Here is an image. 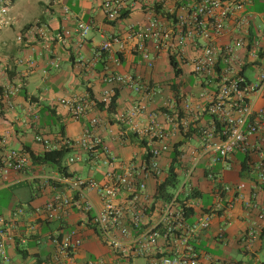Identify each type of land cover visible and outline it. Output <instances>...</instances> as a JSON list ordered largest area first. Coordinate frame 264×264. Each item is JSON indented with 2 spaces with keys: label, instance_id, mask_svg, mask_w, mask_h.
<instances>
[{
  "label": "built area",
  "instance_id": "1",
  "mask_svg": "<svg viewBox=\"0 0 264 264\" xmlns=\"http://www.w3.org/2000/svg\"><path fill=\"white\" fill-rule=\"evenodd\" d=\"M136 1L140 3L142 0ZM136 1L103 0L104 17L112 21L118 18L121 11L133 7ZM170 1L171 5H165L162 10L164 16L153 15L144 23L128 24L126 37L133 39L134 50L149 65L148 41L155 51L168 52L178 61L190 63L191 72L202 85V90L197 93L200 102L195 110L186 100L183 104L185 118L162 113L170 128L160 123L154 114L149 115L145 123H140L145 109L140 102L120 113L118 136L133 134L144 140V156L148 153V157H143L139 164L130 162L115 169L112 167L115 157L109 154L104 139L94 130L100 120L97 114L89 115L96 105L95 100L87 92L61 97L58 103L67 108L71 118L87 120L81 135L67 141L89 159L103 154V163L109 169L102 181L79 175L66 177L65 183L70 192H55L41 206L28 209L18 205L9 216L0 213V264H12L8 246L14 242V225L19 217L25 214L35 216L34 223L36 220L41 223L62 221L74 203L88 213L87 222L109 249V254L78 261L76 251L82 239L72 228L48 236L55 246L53 264H204V261L218 264L208 253L198 249L197 237L209 227L212 216L219 212L225 215L224 224L228 225L238 203L248 221L240 239L247 246L257 240L264 225V204L257 200L256 195V186L264 188V62H260L264 58V24L251 29L255 14L246 11V8L254 0ZM11 4V0H0V29L9 24L7 14ZM64 11H67L66 6ZM35 30L44 39L49 38L46 27L36 24ZM74 31L83 42L90 31V24L79 20ZM64 34H70V31L62 28L53 34V38L62 40ZM225 35L227 40L222 39ZM18 39H21L20 35ZM126 41V38L111 33L99 43V48L111 53L116 44L122 51ZM188 44L194 52L186 57ZM114 62H119L117 57H114ZM50 65L56 67L58 62L51 60ZM249 65L257 69L252 79L245 74ZM101 78L109 85L102 90L99 98L105 105L115 92L111 85H129L136 91L154 90L149 82H139L137 77L108 67ZM16 90L17 87L3 90L2 97L8 107L12 106L10 95ZM205 113L208 114L207 120L198 124ZM33 117L36 122L38 117L35 113ZM188 132L195 136L197 146L190 151L192 162L185 177H181L171 196L155 199L156 190L153 194L148 191L147 180L155 179L156 185L161 181L164 171L159 159L170 153V137L177 133L187 135ZM8 137V132L0 133V186L10 171H26L31 166L28 152L9 146ZM35 139L45 149L55 148L40 134H36ZM236 154L246 159L247 168L241 174L255 177L247 199L243 196L245 181L241 180L232 187L222 183L220 171L212 169L213 164L219 163L222 170H231ZM201 158L207 159L205 178L215 185V202L205 210L196 211L200 208V198L199 195H192L197 190L192 175ZM78 160L80 156L77 154L68 157L70 163ZM90 190L96 191L99 207L88 198ZM224 233L221 227L217 235L226 239Z\"/></svg>",
  "mask_w": 264,
  "mask_h": 264
},
{
  "label": "crops",
  "instance_id": "2",
  "mask_svg": "<svg viewBox=\"0 0 264 264\" xmlns=\"http://www.w3.org/2000/svg\"><path fill=\"white\" fill-rule=\"evenodd\" d=\"M102 1L12 0L7 14L9 24L0 29V133L8 132L9 146L14 148L28 146L35 153H42L45 148L35 139V135L40 134L52 147H58L62 142L60 126L66 139L78 138L87 124L86 118L80 120L71 118L67 108L59 104L58 100L68 95L85 93L86 88H90L93 98L99 100L102 90L109 86L101 78L106 67L122 74L132 75L137 77L139 82H149L154 86V90L145 92L136 91L129 85H111L118 92L114 113L108 114L105 108H99L98 105L93 106L89 112V115L97 114L100 120L94 130L104 139L109 154L115 157L112 164L115 169L130 162L139 164L145 153L140 138L133 134L126 137L118 136L117 130L121 125L118 119L120 113L140 102L145 105L140 123H145L149 115L154 114L160 123L170 128L162 113L167 112L176 114L180 119L185 118L183 104L186 100L195 110L200 102L197 93L202 90V85L191 72L190 63L179 61L181 73L179 78L174 79L168 52L155 51L152 43L148 41L147 49L151 60L149 65L140 53L134 50L133 39L126 37L128 24L144 23L153 15L164 16L162 10L165 5H171L172 1L142 0L139 3L135 0L134 6L128 9V15L116 22L106 20L101 7ZM64 6L67 7V11H64ZM263 6L264 0H254L247 6L246 11L255 14L251 29L264 24V14L262 9L261 11L259 9ZM79 20L90 24V31L83 42H80L74 31L75 24ZM36 24L48 29L49 38L44 39L36 33ZM62 28L68 29L70 34H64L62 40L53 38V34L58 30L61 31ZM111 33L126 38L124 50L119 51L116 44L113 45L111 53L100 50L99 43ZM19 35L21 39H18ZM222 39L227 40L228 36L225 35ZM193 52L194 48L188 44L185 56L189 57ZM114 57L118 58V63L114 62ZM51 60L58 62V66L50 65ZM260 62L263 63L264 58ZM256 72L257 69L253 65L245 68L246 77L250 79ZM185 79H188L187 84ZM173 81L181 82L177 95L172 89ZM12 87H17V90L10 95L12 106L8 107L2 93L5 88ZM34 113L38 117L36 122ZM207 118L208 114H203L198 124H203ZM169 140L172 144L181 141L179 149L182 155L177 170L180 180L181 177H185L192 162L190 151L197 146V140L192 132L183 136L177 133ZM73 154L79 155L80 160L70 163L68 157ZM103 158V154L100 153L97 158L89 159L81 150L72 148L62 160L64 169L52 164L32 163L26 171H10L6 181L0 186V192L7 190L10 193L4 200L5 203L0 206V213L9 216L15 206L21 205L32 209L43 205L55 192L69 193L70 189L65 183V178L71 175L102 181L109 169V166L103 163ZM235 159L231 170H222L219 163L213 164L212 169L220 171L222 183L232 187L241 180L245 181L243 196L247 199L254 182L252 177L240 174L239 154H236ZM206 160V158L200 159L192 175L193 183L200 193L198 196L200 208L198 207L196 211L205 210L215 202V185L205 178ZM159 162L164 171L160 176L162 181L170 162V153L160 157ZM85 163L90 165L87 174L82 176L80 172ZM100 163L104 168L93 166ZM147 186L148 191L153 194L156 190V180L148 179ZM256 195L257 200L264 204L263 187L256 186ZM87 196L96 207L100 206L96 191H88ZM231 214L232 221L228 225L224 224L225 215L222 212L214 214L209 227L197 237L196 246L218 261V264H254L262 247V236L252 245L247 246L239 237L248 225L239 203ZM253 215L254 213L251 217ZM34 217L25 214L19 217L14 225L16 236L14 242L8 246L12 264H53L52 255L55 246L48 236L72 228L78 231L82 239L76 251L78 261L106 257L109 254V249L102 244L87 222L88 213L82 211L77 203L72 205L62 221L41 223L36 220L34 223ZM29 226L33 228L30 229ZM221 227L224 228L226 239L217 235ZM216 245L222 246V250L225 251L233 245L250 259L237 260L229 256H221L208 248H215ZM204 264H208V261H204Z\"/></svg>",
  "mask_w": 264,
  "mask_h": 264
},
{
  "label": "trees",
  "instance_id": "3",
  "mask_svg": "<svg viewBox=\"0 0 264 264\" xmlns=\"http://www.w3.org/2000/svg\"><path fill=\"white\" fill-rule=\"evenodd\" d=\"M156 9H158V8H156ZM156 11H158V10H156ZM128 13H129L128 9L123 10V11H121L118 18H116L110 22H116L117 20L124 18L128 15ZM169 64H170L171 68L173 69L174 79L179 78V75L181 73L179 61L173 55H170L169 56ZM180 86H181V82L173 81L172 89L176 95H177V92H178ZM86 90H87V93L90 95V97L93 98V95H92L90 88H86ZM117 97H118V92H117V90H115L114 94L111 97L110 102L107 105H105L102 101L96 100L95 98H93V99L95 100V103H96V105H98L99 108H105L108 114H112V113H114L115 108H116ZM59 133L61 135L60 137L62 139V142L58 147H55L52 149H44V151L42 153H35L28 146L23 147V149L25 151H27L29 156H30L31 164L32 163L38 164V165L52 164V165H57V167L59 169L60 168L64 169V167L62 166V160L65 157V155L69 151H71L72 147L69 144V142L67 141L69 139H66V137H64L62 126L59 127ZM140 142L143 144V146L145 145L144 140H140ZM180 145H181V141H177V142L173 143L171 146L170 162H169V165L167 168V172H166V175L164 176L165 178L162 181H159L156 185V191L154 193L155 199L168 198L169 196L172 195V190H174L177 187V185L179 184V173L177 170L180 167V155H181V150L179 149ZM146 148L148 149V147H146ZM144 157L147 158L148 153H146ZM239 158H240V162H241V165H240V174H241V172L247 168V165L245 162L246 159L243 155L240 154ZM252 179L254 182L255 177H252ZM199 194L200 193L197 190H194L192 192V195H199ZM261 236L262 237L264 236V225L260 229V233H259L258 237H261ZM261 264H264V259L261 261Z\"/></svg>",
  "mask_w": 264,
  "mask_h": 264
},
{
  "label": "rangeland",
  "instance_id": "4",
  "mask_svg": "<svg viewBox=\"0 0 264 264\" xmlns=\"http://www.w3.org/2000/svg\"><path fill=\"white\" fill-rule=\"evenodd\" d=\"M260 11L262 9L263 11V14H264V6L262 8H259ZM186 81V84L188 82V79H185ZM187 86V85H186ZM89 165L90 164H83V167H82V171L80 172L82 176H85L87 174V170L89 168ZM96 167H99V168H104V166L102 167V164H98V165H93ZM9 191H5V192H0V206L3 205L5 203V199L9 197ZM261 249L258 251V260L254 263V264H261V261L264 259V236L262 237L261 239ZM218 245H216L215 248H212V247H208L213 253H217L221 256H229L231 258H235L237 260H241V259H250V257L246 254H243L241 251H238L237 248L235 246H230V249L225 251V250H222V246L220 247H217Z\"/></svg>",
  "mask_w": 264,
  "mask_h": 264
}]
</instances>
